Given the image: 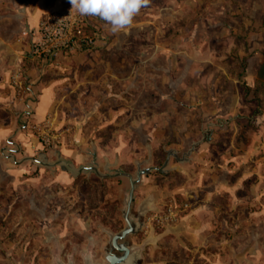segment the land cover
I'll return each mask as SVG.
<instances>
[{
	"label": "rangeland",
	"instance_id": "374dc122",
	"mask_svg": "<svg viewBox=\"0 0 264 264\" xmlns=\"http://www.w3.org/2000/svg\"><path fill=\"white\" fill-rule=\"evenodd\" d=\"M91 21L103 38L100 46L67 60L74 64L72 73L80 63L107 62L93 100L82 101L86 85L75 86L74 80L72 90L61 91L59 113L75 114L58 116L56 127L51 118L34 123L16 117L18 108L0 102V264H55V257L84 264L85 256L106 264L107 234L124 226L128 190L125 178L73 177L58 167L14 163L10 155L20 160L47 152L52 162L59 151L78 167L91 163L94 148L101 173L134 174L136 162L160 166L165 150L180 156L201 138L205 120L217 118L209 115L217 108L229 110L225 121L233 111H264V0H151L130 29L113 35L106 33V22ZM76 71L68 78L81 80L87 70L80 65ZM61 75L67 74L46 73ZM111 75L118 79L110 81ZM236 123L251 126L249 120ZM45 134L53 138L49 146L42 144ZM230 134L215 140L225 143ZM186 166L170 158L166 174L151 172L134 191L133 218L139 202L154 197L142 227L129 237L132 248H141V264H264V232L219 244L220 234L213 238L218 243H210L182 227L188 201L179 188Z\"/></svg>",
	"mask_w": 264,
	"mask_h": 264
},
{
	"label": "crops",
	"instance_id": "0c3cea01",
	"mask_svg": "<svg viewBox=\"0 0 264 264\" xmlns=\"http://www.w3.org/2000/svg\"><path fill=\"white\" fill-rule=\"evenodd\" d=\"M67 7H71L69 0H0V102H8L11 109L18 108L16 117L23 114L34 123H49L52 119L56 127L57 123L60 124L58 116L75 114L59 113L62 90H72V82L76 80L75 86L86 85L79 93V97L85 101L89 96L93 100L95 88L100 89L99 69L106 66V61L99 58L78 64L76 69L82 65L87 70L84 71L86 75L91 72L95 75L98 73V76L89 78L83 75L81 80H77L68 78V73H72L74 68V64L67 60L70 54L63 53L52 64L42 67L36 66L37 62L30 54V42L40 18ZM92 18L94 16H87L90 24L96 28ZM108 27L106 33L113 35ZM100 43L77 53L95 50ZM76 69L72 75L77 73ZM53 70H61L67 75L47 78L46 73ZM15 73L27 79L28 93L23 97H18L10 85ZM114 79L118 78L111 75L109 80ZM92 108L95 110L94 106ZM228 111L217 108L209 114L217 118L205 120L204 130L208 128L205 139L191 153L188 162L179 163L187 164L186 168H181L185 169L186 180L179 190L188 201L187 214L180 218L179 223L189 230L191 236H206L210 243H218L213 238L220 234L219 244H230L234 238H242L246 234L255 238L264 232V111L253 115L233 111L231 118L225 121L223 118L230 115ZM245 120H249L251 126L236 123H244ZM225 132L232 133L225 137V143L215 140L216 136ZM239 135L242 136L237 141ZM17 137L25 144L21 135ZM44 154L47 156L48 153ZM150 198L154 199L152 195ZM234 243L238 245L239 240Z\"/></svg>",
	"mask_w": 264,
	"mask_h": 264
},
{
	"label": "water",
	"instance_id": "95a60500",
	"mask_svg": "<svg viewBox=\"0 0 264 264\" xmlns=\"http://www.w3.org/2000/svg\"><path fill=\"white\" fill-rule=\"evenodd\" d=\"M208 128L202 132L201 139L194 141L190 144L189 148L183 152L180 156L174 149L165 150V159L160 166H147L142 167V162L135 163V172L130 174L122 169H115L112 173H101L98 170L96 163V152L93 148L91 156V163L87 165H80L75 167L71 163L64 160L59 153L52 162H47V156L44 153H39L37 157H24L20 160H16L14 155H10L9 158L17 164L25 161H30L35 164H39L45 168L58 167L61 171L69 173L71 176L76 177L82 173H93L100 179L108 178H125L128 182V190L123 201V208L121 210V218L124 221V226L117 233H108V242L105 248L104 260L106 264H141V248H132L130 245L129 237L135 235L142 227V217L150 207L153 205V200L149 197L144 198L139 202L135 218L132 217V211L134 207V191L137 185L140 183L142 176L149 175L155 171L161 175L167 173V165L170 158L174 159L178 163L188 162L191 153L194 149L205 139V133ZM209 140V138H207ZM8 150V149H3ZM55 264H63L58 257L54 258ZM65 264H73L70 260ZM84 264H93L89 256L84 257Z\"/></svg>",
	"mask_w": 264,
	"mask_h": 264
},
{
	"label": "built area",
	"instance_id": "2783aa9c",
	"mask_svg": "<svg viewBox=\"0 0 264 264\" xmlns=\"http://www.w3.org/2000/svg\"><path fill=\"white\" fill-rule=\"evenodd\" d=\"M102 39L87 16H79L71 7H67L46 13L40 18L30 42V54L39 67L47 66L63 53L74 54L88 50ZM10 85L18 97L28 93L27 79L20 74L12 75ZM52 139L45 134L42 144L49 146Z\"/></svg>",
	"mask_w": 264,
	"mask_h": 264
},
{
	"label": "clouds",
	"instance_id": "9594fccd",
	"mask_svg": "<svg viewBox=\"0 0 264 264\" xmlns=\"http://www.w3.org/2000/svg\"><path fill=\"white\" fill-rule=\"evenodd\" d=\"M151 0H69L79 16H94L111 26L112 33L130 29L143 7Z\"/></svg>",
	"mask_w": 264,
	"mask_h": 264
},
{
	"label": "trees",
	"instance_id": "16d2710c",
	"mask_svg": "<svg viewBox=\"0 0 264 264\" xmlns=\"http://www.w3.org/2000/svg\"><path fill=\"white\" fill-rule=\"evenodd\" d=\"M36 66L38 67V64H36ZM244 87H246L245 89H250V88H249L248 86H246V85H245ZM256 113H257V112H256Z\"/></svg>",
	"mask_w": 264,
	"mask_h": 264
},
{
	"label": "flooded vegetation",
	"instance_id": "af4514ba",
	"mask_svg": "<svg viewBox=\"0 0 264 264\" xmlns=\"http://www.w3.org/2000/svg\"><path fill=\"white\" fill-rule=\"evenodd\" d=\"M91 154V153H90ZM91 159H92V156L90 155Z\"/></svg>",
	"mask_w": 264,
	"mask_h": 264
}]
</instances>
